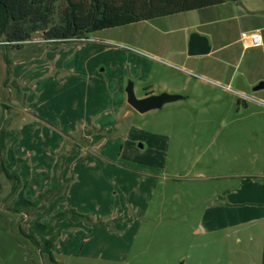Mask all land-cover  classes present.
<instances>
[{"label":"rangeland","instance_id":"1","mask_svg":"<svg viewBox=\"0 0 264 264\" xmlns=\"http://www.w3.org/2000/svg\"><path fill=\"white\" fill-rule=\"evenodd\" d=\"M257 29L260 48L245 47L241 34ZM194 33L208 54L188 55ZM38 47L8 50V77L0 49L5 167L28 201L55 166L69 181L36 217L11 210L0 172V264H264V88L240 98L223 81L237 67L236 78L264 82V0ZM129 82L138 99H183L128 112ZM68 209L88 220L55 223L50 262L26 234Z\"/></svg>","mask_w":264,"mask_h":264},{"label":"trees","instance_id":"2","mask_svg":"<svg viewBox=\"0 0 264 264\" xmlns=\"http://www.w3.org/2000/svg\"><path fill=\"white\" fill-rule=\"evenodd\" d=\"M229 1L244 0H0V49L7 67V77L10 62L5 54L8 50L20 51L28 45L46 47L82 41L96 31L200 10ZM2 107L6 109V106ZM11 135L0 123V172L12 183L9 195L16 196L11 210L16 213L25 210L27 215L34 212L37 217L38 211H44L47 203H54L57 197L65 196L69 179L61 180L56 174L58 167L55 166L50 188L33 201L24 199L17 174L5 167L4 154L7 139ZM15 142L16 139L13 144ZM9 152L12 153L11 149ZM12 159L17 163L24 162L14 156ZM67 217L88 220L68 209L52 215L47 223L35 221L26 234L35 247L48 256L50 262H55L51 252L56 240L54 225ZM36 235L42 236L44 240L39 242Z\"/></svg>","mask_w":264,"mask_h":264},{"label":"water","instance_id":"3","mask_svg":"<svg viewBox=\"0 0 264 264\" xmlns=\"http://www.w3.org/2000/svg\"><path fill=\"white\" fill-rule=\"evenodd\" d=\"M210 45L208 40L198 34H191L188 41L187 53L189 56L206 55L210 52ZM264 88V82H260L256 86H248L244 83L241 77H237L234 82V91L249 95L251 92L258 91ZM126 102L138 113H145L153 109H162L165 104L170 102L182 100L183 98L178 95L161 93L158 95L150 96L147 98L137 99L134 95L133 84L128 83L126 89Z\"/></svg>","mask_w":264,"mask_h":264},{"label":"crops","instance_id":"4","mask_svg":"<svg viewBox=\"0 0 264 264\" xmlns=\"http://www.w3.org/2000/svg\"><path fill=\"white\" fill-rule=\"evenodd\" d=\"M244 1H246V0H244ZM226 4H240V2H225V3H223V4H220V5H216V6H212V7H218V6H223V5H226ZM256 31H258L259 32V30L257 29ZM262 40V39H261ZM262 42V41H261ZM260 48V47H259ZM205 70H208V68H204ZM236 69H237V67H234V69L232 70V71H230L227 75H224L223 76V81H224V83H226V85H228V86H230V87H232L233 85H234V81H235V78H236V76L238 75V73L236 72ZM241 74V73H240ZM243 81H244V83L246 84V85H248V86H253V84H255L256 82H258V81H250L249 79H246V77L244 76V78H243ZM235 95H236V93L235 92H233ZM238 95V94H237Z\"/></svg>","mask_w":264,"mask_h":264},{"label":"built area","instance_id":"5","mask_svg":"<svg viewBox=\"0 0 264 264\" xmlns=\"http://www.w3.org/2000/svg\"><path fill=\"white\" fill-rule=\"evenodd\" d=\"M241 39L245 42V47H260L261 36L258 31L250 32V33H242Z\"/></svg>","mask_w":264,"mask_h":264},{"label":"flooded vegetation","instance_id":"6","mask_svg":"<svg viewBox=\"0 0 264 264\" xmlns=\"http://www.w3.org/2000/svg\"><path fill=\"white\" fill-rule=\"evenodd\" d=\"M235 82V81H234ZM133 84V83H132ZM234 87V86H233ZM235 93H236V96H238V97H240V98H242V97H246L247 95H244V94H242V93H239V92H236V91H234ZM238 94V95H237ZM155 95V94H154ZM153 95V92L152 91H150V90H145L144 91V93H143V95L139 98V99H142V98H147V97H150V96H154ZM138 99V98H137ZM124 106H126L127 107V110H128V112H135V113H138V111L137 110H135L134 108H132L130 105H128L127 104V102H126V97H125V105ZM123 110H125V108H123Z\"/></svg>","mask_w":264,"mask_h":264}]
</instances>
